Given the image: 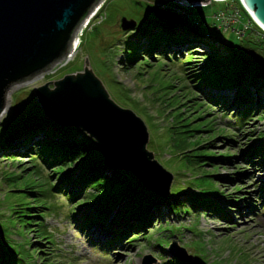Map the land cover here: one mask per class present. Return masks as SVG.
Returning a JSON list of instances; mask_svg holds the SVG:
<instances>
[{
    "label": "rangeland",
    "instance_id": "1",
    "mask_svg": "<svg viewBox=\"0 0 264 264\" xmlns=\"http://www.w3.org/2000/svg\"><path fill=\"white\" fill-rule=\"evenodd\" d=\"M131 1L101 0L100 13L76 32L78 41L71 58H62L55 67L8 87L0 135L36 107L34 87L81 70L86 61L108 100L129 111L142 125L143 149L171 175L168 192L183 194L193 190L197 198L218 200L230 196L234 201L226 205L230 220L200 214L185 206L153 220L143 233L132 234L134 239L127 245L121 244L130 233L105 248L102 243L112 237L105 231L106 222L97 219L88 228L81 222L83 217L85 224L91 220L90 208L104 206L102 202L109 191L86 187L74 198L73 193L54 192L52 185L69 167L59 160V154L45 151L47 147L30 148L21 154L14 152L17 147L12 143V153L7 148L0 152V252L10 264H141L143 256V264H177L173 257L182 264H264V158H243L250 150L248 140L264 139V116H257V110L256 115L237 112L231 103L233 95L224 108L223 104L217 107L207 102L210 100L203 92L196 95L193 82L186 77L191 72L186 74L185 69L202 58L215 59L234 74L264 77V33L254 23L242 27L248 18L235 0H230V5L239 12L242 35L229 28H217L219 21L214 14L224 10L226 2L196 6L193 13L204 26L214 51L202 55L201 48L188 47L197 52L185 65L188 54L183 53L187 49L172 46L149 53L145 45L138 47L140 32L151 21L145 14L149 3L156 8L160 6L155 3L178 10L182 6L171 0H133L138 4ZM120 16L133 18L135 27L121 30ZM54 119L61 124L68 121ZM198 142H206L209 147L191 150ZM198 152L231 157L209 166L207 158L191 157ZM107 162L114 163L108 158ZM144 165L150 175L148 183L154 185L156 180L154 187L162 195L165 174L154 170L151 163ZM77 171L72 167L68 174L71 177ZM212 174H217V181ZM235 185L239 190H234ZM233 196L239 198L235 200ZM18 202L22 203L20 209L12 213L13 204ZM31 206L38 209L33 211ZM104 213L107 220L113 214ZM32 214L37 218L30 217Z\"/></svg>",
    "mask_w": 264,
    "mask_h": 264
},
{
    "label": "trees",
    "instance_id": "2",
    "mask_svg": "<svg viewBox=\"0 0 264 264\" xmlns=\"http://www.w3.org/2000/svg\"><path fill=\"white\" fill-rule=\"evenodd\" d=\"M101 7L99 13L102 10ZM153 8L151 4L145 13L151 17V21L141 30L142 38L138 47L145 45L149 53L153 50L163 51L164 48H172V46L176 47L177 50L188 47L194 48V45L195 48L202 49V55L214 51L211 39L207 36L204 26L192 9L182 8V10H178L179 13L183 12L182 15L172 20L158 18L153 13ZM195 52H197L196 49H187L183 53L188 54V57L185 58V65L194 58L192 54ZM185 69L187 70L186 74L191 72L186 77L189 82H193L191 87L196 95L198 96L200 92H203L210 100L207 102L216 106L223 104L222 107L224 108L225 103L229 102V99H233L230 97L233 95L234 99L231 103L237 112L244 110L246 114L252 115L257 110V116H264V77L254 74H234L230 70H225L223 63L215 59L202 58L195 65L186 66ZM248 141L251 143L248 146L250 150L245 152L246 156L242 155L243 158L248 159L249 155L264 158V139ZM12 143L17 147L14 152L21 154L30 148L34 150L42 147H47L45 151L59 154V160L69 167L59 175L52 185L54 192H62L68 195L73 193L72 198H74L78 191L86 187L104 188L109 191V196H106L107 199L102 202L104 206L97 209L90 208L91 220L85 224L86 217H83L81 222V226L85 228H88L97 219L106 222L105 231L111 232L112 237L102 243L105 248L121 242L130 233V236L121 244L127 245L134 239L132 234L143 233L145 227L152 224L153 220L162 218L164 214H172L185 206L200 214L206 213V215L217 219L230 220L226 207L228 203L234 202L230 196L223 195L224 197L220 200L217 197L197 198L192 195L193 190L183 194H172L169 191L165 196L159 195L160 191L156 190L154 185H150L151 188L147 189L131 171L113 167L106 163L93 139L76 126L66 127L55 119L43 115L38 104L24 119L11 124L0 135V152L7 148L10 150L9 153H12L13 148L10 146ZM207 147L209 146L206 142H198L191 150ZM191 157L198 160L207 158L210 162L209 166H212L211 163L218 160H228L231 156L227 154L202 155L198 152L193 153ZM72 167H76L78 171L70 177L68 172ZM210 176L212 179L217 178V174ZM261 185L264 188V181ZM68 186L70 190L67 189ZM239 188L238 185H235L234 190H239ZM198 194L206 196L203 192H198ZM233 197L235 200L239 198L238 196ZM122 201L124 203H121ZM21 204L20 202L14 203L11 208L12 213H16ZM30 209L36 211L38 207L31 206ZM105 211L113 212L108 220ZM19 216L17 215V217ZM30 217L37 218V214H32ZM171 259L177 264H182V261L175 257ZM0 264H10L2 251L0 252Z\"/></svg>",
    "mask_w": 264,
    "mask_h": 264
},
{
    "label": "water",
    "instance_id": "3",
    "mask_svg": "<svg viewBox=\"0 0 264 264\" xmlns=\"http://www.w3.org/2000/svg\"><path fill=\"white\" fill-rule=\"evenodd\" d=\"M100 1L0 0V113L4 109V99L9 86L24 82L38 73L55 67L70 53L76 32ZM171 1L183 7L193 8L207 5L210 0ZM242 2L251 12L253 19L264 27V0ZM160 12L162 11L157 9L154 13L159 15ZM135 25L136 21L133 18L125 16L119 18V28L123 31L132 29ZM33 94L43 115L54 119L55 114L65 116L69 113L70 120L63 124L69 123L68 126L74 125L80 130H85L86 135L97 143L104 160V149L97 137L100 136L97 129L101 121L93 122L90 114H86L87 104L93 109L97 107L95 109L97 114L100 113L101 116L107 117L106 119L121 118L125 124L134 126L138 132H135V137L131 141L134 150L136 149L133 154V158H136L135 163L129 162L133 168L116 163L109 165L131 171L144 187L150 189L152 183L146 182L147 177L136 170L142 173L144 171L150 177L144 163H151L156 168L154 170L165 174L163 175L165 190L162 194L168 192L171 175L143 149L145 134L142 125L129 111L116 107L108 100L86 61L81 70L66 73L34 87ZM145 258L142 257L141 264Z\"/></svg>",
    "mask_w": 264,
    "mask_h": 264
},
{
    "label": "bare ground",
    "instance_id": "4",
    "mask_svg": "<svg viewBox=\"0 0 264 264\" xmlns=\"http://www.w3.org/2000/svg\"><path fill=\"white\" fill-rule=\"evenodd\" d=\"M239 1H241V3L243 4L242 0H239ZM243 6H244V4H243ZM247 11L252 16L251 12L248 9H247ZM167 14H170V13H167ZM163 18H168V19H172V20H173V18L176 19L174 16L173 17L163 16ZM258 24L261 25L260 23H258ZM80 28H82V24H81ZM75 40H76V34L74 37L73 44H75ZM75 47H76V45H75ZM91 107H92L91 105L87 104V109L85 110V112H86V114L87 113L90 114L93 122L101 121L100 122L101 125L97 129L98 132H100V136H97L98 133L96 134V136L100 139V141L102 143L101 144L102 148L105 149L104 150L105 162L108 163L107 162V158H108V159H111V161H113L114 163H118L117 165H122V166L127 165V166H131V168H133L132 167L133 165H130V163H132L136 160L135 157L133 158V154H134V151L136 149L134 150L133 142H131V141H132L133 137H135V132L137 130L131 124L130 125L127 123L125 124L124 121L121 120V118L106 119L107 117L105 118L104 116H101L100 113L97 114V110H95L97 107H95V109H93V107H92V109H90ZM4 109L0 113V116L3 114ZM62 111H64V110H62ZM58 115L59 114H55V117L61 119L62 121L70 120L69 113L65 114V116H63V115L58 116ZM109 118H111V117H109ZM122 160H124V161H122ZM124 162H128V163H124ZM108 164H111V163H108ZM136 171L139 172L138 170H136ZM139 173L143 174L145 176V178L147 177V180L150 179V177L147 176L144 171H143V173H142V171ZM147 180H146V182H147ZM153 184L157 186L158 183L155 180L153 182Z\"/></svg>",
    "mask_w": 264,
    "mask_h": 264
},
{
    "label": "built area",
    "instance_id": "5",
    "mask_svg": "<svg viewBox=\"0 0 264 264\" xmlns=\"http://www.w3.org/2000/svg\"><path fill=\"white\" fill-rule=\"evenodd\" d=\"M232 11H235V9L228 8L224 11H219V13L215 15V18L218 19L219 25L223 30H225L229 26H234L237 21L236 11L235 13H233Z\"/></svg>",
    "mask_w": 264,
    "mask_h": 264
},
{
    "label": "flooded vegetation",
    "instance_id": "6",
    "mask_svg": "<svg viewBox=\"0 0 264 264\" xmlns=\"http://www.w3.org/2000/svg\"><path fill=\"white\" fill-rule=\"evenodd\" d=\"M134 1L132 0L131 1V3H133ZM141 3V2H140ZM156 4H158V5H160V3H156ZM151 4L149 3V6H150ZM153 5V4H152ZM126 17V16H125ZM128 18V17H127Z\"/></svg>",
    "mask_w": 264,
    "mask_h": 264
}]
</instances>
